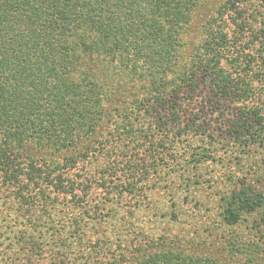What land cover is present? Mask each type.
<instances>
[{"label": "trees", "instance_id": "trees-1", "mask_svg": "<svg viewBox=\"0 0 264 264\" xmlns=\"http://www.w3.org/2000/svg\"><path fill=\"white\" fill-rule=\"evenodd\" d=\"M0 264H264V0H0Z\"/></svg>", "mask_w": 264, "mask_h": 264}]
</instances>
